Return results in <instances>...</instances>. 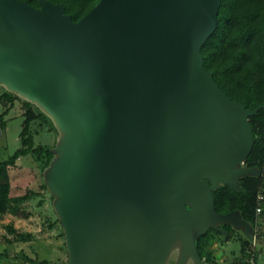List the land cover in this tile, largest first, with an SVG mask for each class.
Returning a JSON list of instances; mask_svg holds the SVG:
<instances>
[{
    "label": "water",
    "instance_id": "obj_1",
    "mask_svg": "<svg viewBox=\"0 0 264 264\" xmlns=\"http://www.w3.org/2000/svg\"><path fill=\"white\" fill-rule=\"evenodd\" d=\"M222 0H99L74 21L62 3L0 0V83L62 129L46 174L65 231L67 264H213L198 238L231 225L222 184L261 175L244 166L255 134L201 52ZM52 187V188H51ZM220 258V255H217Z\"/></svg>",
    "mask_w": 264,
    "mask_h": 264
},
{
    "label": "trees",
    "instance_id": "obj_2",
    "mask_svg": "<svg viewBox=\"0 0 264 264\" xmlns=\"http://www.w3.org/2000/svg\"><path fill=\"white\" fill-rule=\"evenodd\" d=\"M32 6L40 7V0H22ZM62 3L65 12L72 15L74 21L90 12L99 0H51ZM204 65L213 74L218 86L232 99L248 108L264 104V0H222L218 14L217 29L209 36L201 49ZM19 96L5 91L0 101L7 105L14 104ZM26 110L24 124L20 132L22 146L6 158H0V214L6 211H17L19 204L32 194L31 190L16 194L12 188L11 168L17 159L32 153L47 166L54 153L53 148L34 145L30 124L34 120L48 121V116L30 101L23 100ZM3 115L0 117V133L4 127ZM255 134L253 147L245 159L244 166L257 167L261 175H246L240 178L241 189H234L222 184L214 191L216 210L226 213L240 210L242 216L254 224L256 208L259 202L257 195L264 193V108L249 118ZM264 214V201L262 202ZM228 231V240L237 237L241 240V255L235 256L238 263L246 264L250 256L255 258L253 244L240 231L231 225H224ZM13 230V228H10ZM63 233V232H62ZM64 234V233H63ZM22 240L25 237L20 234ZM257 236L262 237L260 230ZM223 234L210 228L197 240L201 257L210 263L219 264L216 259V241L223 240ZM12 244L13 241L8 239ZM0 256L21 257L34 264H51L47 259L30 256L25 249L11 254L9 248L0 250Z\"/></svg>",
    "mask_w": 264,
    "mask_h": 264
},
{
    "label": "rangeland",
    "instance_id": "obj_3",
    "mask_svg": "<svg viewBox=\"0 0 264 264\" xmlns=\"http://www.w3.org/2000/svg\"><path fill=\"white\" fill-rule=\"evenodd\" d=\"M12 92L19 97L13 105H4L0 101V117L3 115L4 127L0 133V158H6L22 146L20 132L24 124V112L26 107L25 98L19 93L9 90L0 83V96L5 91ZM31 102V101H30ZM41 111L48 116V121L34 120L30 124L34 145L39 144L58 147L62 129L54 122V119L44 111L38 104ZM59 155H53L47 166L42 165L32 153L21 156L17 159L14 167L11 168L12 188L16 194L32 191L27 200L19 204L17 211H6L0 214V250L9 248L11 254H17L21 249L32 257L47 259L51 264H67L69 252L65 240V231L55 205L56 195L53 188L50 189L46 174L54 175L59 165ZM264 214L259 223L260 233L264 235ZM13 228L11 230L10 228ZM64 234H63V233ZM22 234L25 240L20 236ZM8 239H11V244ZM223 239V238H222ZM216 259L219 264L230 262L235 256L241 255V240L232 237L227 241H216ZM256 264H264V246L260 243L254 246ZM217 255H220L218 258ZM177 252L170 254L176 258ZM0 264H34L24 261L21 257L0 256Z\"/></svg>",
    "mask_w": 264,
    "mask_h": 264
},
{
    "label": "built area",
    "instance_id": "obj_4",
    "mask_svg": "<svg viewBox=\"0 0 264 264\" xmlns=\"http://www.w3.org/2000/svg\"><path fill=\"white\" fill-rule=\"evenodd\" d=\"M257 201L259 202V204L257 205L256 208V217H255V222H254V230H255V237H256V233L257 231H259V223L261 221V212L263 210V205L262 202L264 201V193L263 192H259L257 195ZM253 244H257L255 241H253ZM246 264H256L255 262V258L254 256H250L249 258L246 259Z\"/></svg>",
    "mask_w": 264,
    "mask_h": 264
},
{
    "label": "flooded vegetation",
    "instance_id": "obj_5",
    "mask_svg": "<svg viewBox=\"0 0 264 264\" xmlns=\"http://www.w3.org/2000/svg\"><path fill=\"white\" fill-rule=\"evenodd\" d=\"M259 230H260V229H259ZM256 237H258V236H257V233H256ZM237 260H238V259H236V258L234 259V258H233L230 262H228V263L224 262L223 264H243V263H238Z\"/></svg>",
    "mask_w": 264,
    "mask_h": 264
},
{
    "label": "crops",
    "instance_id": "obj_6",
    "mask_svg": "<svg viewBox=\"0 0 264 264\" xmlns=\"http://www.w3.org/2000/svg\"><path fill=\"white\" fill-rule=\"evenodd\" d=\"M263 217H264V215H263ZM261 218H262V216H261ZM262 238H264V235L262 236ZM173 263H174V258H171L170 261L168 262V264H173Z\"/></svg>",
    "mask_w": 264,
    "mask_h": 264
}]
</instances>
